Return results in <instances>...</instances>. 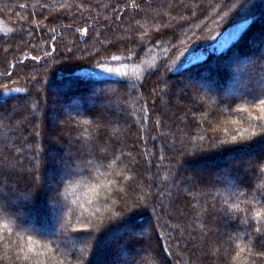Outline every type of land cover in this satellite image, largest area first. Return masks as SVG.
Masks as SVG:
<instances>
[{"label": "trees", "instance_id": "1", "mask_svg": "<svg viewBox=\"0 0 264 264\" xmlns=\"http://www.w3.org/2000/svg\"><path fill=\"white\" fill-rule=\"evenodd\" d=\"M0 14L19 26L0 33V264H37L18 258L29 236L46 264H264V0H0ZM119 55L151 62L141 76L86 71Z\"/></svg>", "mask_w": 264, "mask_h": 264}, {"label": "rangeland", "instance_id": "2", "mask_svg": "<svg viewBox=\"0 0 264 264\" xmlns=\"http://www.w3.org/2000/svg\"><path fill=\"white\" fill-rule=\"evenodd\" d=\"M243 26H244L243 22L242 23L240 22L238 24L232 25L231 27H229L223 31H219L216 34L214 33L208 39H206L205 42L193 44L192 46H189L187 49L183 50L182 53H180L179 57H181V55L185 56L183 59L185 61H188L189 58H191V57H193V58L197 57V56L199 57L202 53V52H200L202 46H207V47H214L215 45L220 46L222 43H226L227 41H230ZM18 27H19L18 25L10 23L0 14V33L1 32H7V31L13 30V29L18 28ZM142 38L143 37L140 36V39H142ZM118 48L120 49V47H118ZM118 57H120L119 60H113L111 57L107 62H101L100 64H97L91 68L88 67L86 71L88 73L100 74V75H105V76L127 75V74L130 75L131 73H133L131 75L141 76V74H143L145 72V70L149 67V62H151L150 59H146V60L136 62L137 64H131L130 62L128 63L127 61H125L123 59L124 57H122L121 55H119ZM132 63H133V61H132ZM160 74H162V72ZM159 77H160L159 79H161V80L159 81V83H157L156 88H158V86H159V88L161 89V88H163V86L165 87L169 83L170 80H169V78L164 77V74H162ZM195 84L197 87L196 89L199 88L202 92L205 91V92H203L204 94H206V91H213V89H214L213 86L208 85V84L205 85V84L200 83V82H198V83L196 82ZM11 89H13V88H10L8 90H11ZM215 91H216V89H215ZM237 93L240 94L241 91H237ZM100 104L101 105L104 104L106 106L108 105V107H111V105L109 103H107L106 101L103 103L101 102ZM56 109H58V107L55 108V110ZM73 109H74V111L75 110L76 111H82V109L79 108L78 106H74ZM54 112H55V114H58V115H54V118L51 121L52 122V125H51L52 130L55 131L53 137H54L55 143L57 145L64 146V144L62 143V141L60 139L62 138V136L65 139H67L69 136L68 135L69 133H67V131L64 127L66 126L65 122H68L67 118H69L70 110H67V109L64 110V108H61L58 110V113H56V111H54ZM196 112H198V109L196 110ZM161 133L162 132L158 130V134H161ZM226 143H231V142H226ZM64 149H65L66 153L70 154V152H71L70 148L67 149L65 146ZM248 152L249 153L239 154V156H238L239 159H237V160L244 159V166L246 167V169H248V173H250V169L252 168V163H253L252 158L254 156L251 155V153H253V152H250V151H248ZM161 161L162 160H159V162H158V161L154 160L152 155H151V157L148 158V160H147V165H146L145 171H147V172L150 171L151 164L158 166L161 163ZM54 166H55V164H54ZM63 170H61V172H60L61 174H62ZM76 170L77 169H75V171L73 170V173L76 172ZM57 173H58V175H60L59 170H57ZM57 178H58V176L56 174V176L54 177V180H52V183H50L51 184L50 185L51 190L52 189L54 190V187H55L54 181H57ZM161 180H163V178H161ZM164 180H166V179H164ZM43 182H44L43 180H42V182L40 181L41 185ZM0 184H1L0 186L4 187L6 183L4 181H0ZM146 186H148V183ZM53 195L54 196L52 199V205L54 204L55 206L58 207V209H60L61 206L59 204V200H57V199H59L58 194L54 193ZM133 198L135 199L134 195H133ZM2 204H5V203L2 201ZM156 212H157V215L159 217H162V215H164V212L162 213V215H160L161 214L160 211L157 210ZM157 215L155 214V218L158 217ZM56 217H57V219L62 218V211L61 210L58 211V213L56 214ZM146 223H148V222L145 221L144 223H142V225H144ZM32 228H35V227L33 225H30V224L26 225V229H32ZM130 232H132V231H130ZM133 232L135 234H139V231H137V230L136 231L133 230ZM41 233L47 234L45 231L43 232V230H41ZM27 239L25 238L24 240H27ZM5 240H8V238H6V236H4V241H3V243H1V245L4 248H2V247L0 248V257H2V258L5 256V250H7V249L9 250L11 247L10 244L8 243L9 244L8 245L6 243L7 241H5ZM33 240L35 241V239H33ZM39 247L41 249H45V248H48V245L40 242ZM82 252H84V251H81L79 249V255L80 256L86 255V254L83 255ZM20 257H22V256H20ZM8 264H12V262H10ZM44 264H46V263H44Z\"/></svg>", "mask_w": 264, "mask_h": 264}, {"label": "snow or ice", "instance_id": "3", "mask_svg": "<svg viewBox=\"0 0 264 264\" xmlns=\"http://www.w3.org/2000/svg\"><path fill=\"white\" fill-rule=\"evenodd\" d=\"M112 59L119 60L120 57L113 56ZM260 103L264 104V98L260 99ZM236 139H237L236 136L232 137L233 141H235ZM109 167H111V165ZM118 175H121V177L124 180L129 179V177L123 175L122 172L118 173ZM107 190H108L107 185H104L99 195L103 196L104 191H107ZM93 191H95V189ZM95 211L100 212V208H96ZM262 215H264V212L260 210H257L255 212L256 217H261ZM3 229H8L9 233H11V229L8 228L7 224L3 225ZM3 229H0V243H3L4 241ZM39 243H40L39 241H34L31 236H29L27 240H24L23 237H19L18 249H19V253L23 255L22 257L18 256V258H22L24 260H36L37 264H43L40 258L43 256H48V250L46 248L41 249L39 247Z\"/></svg>", "mask_w": 264, "mask_h": 264}]
</instances>
